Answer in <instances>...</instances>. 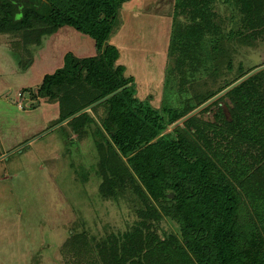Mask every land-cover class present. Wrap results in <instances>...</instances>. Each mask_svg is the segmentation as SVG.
<instances>
[{"label":"trees","instance_id":"16d2710c","mask_svg":"<svg viewBox=\"0 0 264 264\" xmlns=\"http://www.w3.org/2000/svg\"><path fill=\"white\" fill-rule=\"evenodd\" d=\"M128 1L0 0V30L13 32L24 28L30 37L28 43L40 44L44 35L55 33L63 26L73 27L94 41L96 55L78 57L67 52L63 64L46 74L37 86L39 96L55 98L58 91L63 93L58 96L60 122L126 86L91 108L99 114L98 108L103 106L105 113L100 121L108 136L104 132L102 136L98 134L99 124L89 111L66 122L74 132L90 133L97 141L99 157H104L98 164L103 178L99 191L104 199L120 201L131 183L134 192L146 201L139 211V224L119 232V236L113 235L110 240L95 241L96 246L107 250L105 256L113 264L130 261L144 264L139 248L145 246H138L136 239L144 237L148 242L159 237L151 225L158 216L156 207L148 202L154 199L175 226L176 233L167 235L166 240L175 242L176 264H264V209L256 213L258 227L254 225L252 232L245 229L239 212L241 204L246 203L242 190L250 199L260 194L264 201V93L253 83L264 69L223 95L233 103L231 118L224 119L225 131L234 136L232 139L236 137L248 145L238 161L239 167L229 176L213 158V153L219 157L216 149L220 148L198 123L196 115L185 121L194 123L195 131L187 132L180 126L167 130L169 125L246 74L216 90H196L182 108H174L165 100L155 106L152 94L138 95L135 76L127 74V66L119 62L120 48L111 42L112 35L123 24L120 11ZM210 1L175 0L167 73L180 76L181 89H186V74L194 76L204 67L213 76L218 74L217 63L214 60L207 64L208 58L222 60V43L234 35L240 38L252 27V22L264 15L263 1L233 0L241 18L239 28L227 32L212 6L205 5ZM185 13L190 15L192 23L180 24L175 20ZM219 101L218 98L214 102ZM211 125L219 131L217 122ZM252 147L257 153H250ZM110 151L128 157L130 168L119 164V168L112 170ZM252 156L255 157L251 159ZM118 161L123 160L115 162ZM131 168L144 183L143 188L134 181ZM125 170L130 181L124 178Z\"/></svg>","mask_w":264,"mask_h":264},{"label":"rangeland","instance_id":"374dc122","mask_svg":"<svg viewBox=\"0 0 264 264\" xmlns=\"http://www.w3.org/2000/svg\"><path fill=\"white\" fill-rule=\"evenodd\" d=\"M132 1V10L138 12L141 9L140 13L147 17L142 23L146 31L139 36L136 51H132L134 47H125L122 60L127 66V74L136 78L138 95L152 94L155 106L162 105L165 100L174 108H182L196 90L222 88L242 74L264 65L263 15L252 22V27L240 38L234 35L222 43V60L221 57L208 58L207 64L214 60L217 63L218 74L213 76L205 67L196 72L195 77L186 74V89H181L180 76L167 73L168 55L163 52L158 56L149 49L150 43L154 45L152 40L157 31L150 26L149 20L152 24H159L157 21L161 20L163 29L172 33L175 0H147L145 7L142 0ZM205 3L208 8L212 6L219 20H223L227 32L239 28L241 13L233 0ZM189 18L190 15L185 13L175 20L189 24L192 23ZM27 34L24 28L13 32L0 30V264H105V261L113 264L112 259L105 256L107 250H100L96 242L110 240L113 235L119 236V232L139 224V211L146 201L134 192L131 183L127 185L126 195L118 202L101 196L99 189L103 178L98 164L104 157H99L97 141L90 133L74 132L66 123L57 126L61 118L58 96L61 97L62 92L58 91L54 98L39 96L37 91L43 77L60 67L67 52L77 55L71 49L77 50L78 46L84 45L92 48L89 40L82 38L89 36L73 27L63 26L50 38L42 37L40 44H31ZM83 51L89 53V49ZM81 57H85L84 54ZM241 68L244 71L240 72ZM253 83L264 93V73ZM219 100L193 116L196 115L198 123L220 148L216 149L219 157L213 153V158L229 175L239 167L238 161L248 145L236 137L232 139L234 136L225 131L224 119L231 118L233 103L228 96ZM89 112L99 124L98 134L102 136L104 132L108 136L100 121L105 113L103 106L98 108L99 114L92 109ZM211 122L218 123L219 131ZM178 126L187 132L195 131L194 123L184 121L175 127L169 125L167 132ZM229 144L233 145L229 147ZM249 149L250 153H257L256 148ZM113 152L109 155L112 170L119 168V164L130 168L128 157ZM119 159L122 163L115 162ZM124 172L126 178L128 173ZM130 173L143 188L144 183L132 168ZM241 195L246 200L239 210L241 222H245V229L252 232L254 225L258 227L256 213L264 209V201L259 198L260 194L250 199L242 190ZM169 196L172 197V193ZM148 202L157 209L158 216L151 225L160 238L148 242L144 237L137 238L138 246H145L139 248V255L142 259L144 256V264H166V261L176 264L175 242L166 240L167 235L176 233L175 226L165 216L159 202L154 199ZM172 215L175 216L174 211ZM126 264H132V261Z\"/></svg>","mask_w":264,"mask_h":264},{"label":"crops","instance_id":"0c3cea01","mask_svg":"<svg viewBox=\"0 0 264 264\" xmlns=\"http://www.w3.org/2000/svg\"><path fill=\"white\" fill-rule=\"evenodd\" d=\"M142 1H143L142 5H144V7H145L147 0H142ZM128 2H126L128 4L124 5V7L121 9V12H120V14L122 15L121 17L123 18L122 19L123 24H122L119 32L116 33L114 40L111 41L112 43L116 44L120 48L121 57H120L119 61L123 64H125L122 60L123 56L126 53L125 47H128V48L134 47L132 49V51L137 50V48H138L137 43L139 41V36L141 34L143 35V33L146 31V28L144 25H142V23H143V21L145 22L147 20L146 15L140 13L141 9H138V12H135V10H132V2H133L132 0H130ZM160 21L161 20L157 21L159 24H155L154 23L155 21L153 22L154 24H152L149 20V23L151 24L150 26H152L153 28L154 27L157 28V31L155 33L156 38H154V40H152L153 42L155 41L154 45L150 43L149 49L153 50L155 52V54H157L158 56L163 52H164V54H167L168 48H169V43H170V37H171V33L168 32V29H166V30L163 29V26L160 25ZM153 25H155V26H153ZM55 33H58V31ZM55 33H52V34L54 35ZM52 34H47V35H44L43 37L48 36V38H50V35L52 36ZM82 38L88 39L89 40L88 41L89 47H92V48H88V46L86 47V45H84V46H78L77 50H75V48L71 49V50L75 51V53L77 54L76 56H80V57L83 54L85 57L96 55L97 51H96L94 41L90 37H89L90 39L84 38V37H82ZM164 39H165V41L162 42ZM163 43H164V46L162 47ZM83 49H89V53H86L87 51L85 52V51H83ZM60 64L62 65L63 61Z\"/></svg>","mask_w":264,"mask_h":264},{"label":"water","instance_id":"95a60500","mask_svg":"<svg viewBox=\"0 0 264 264\" xmlns=\"http://www.w3.org/2000/svg\"><path fill=\"white\" fill-rule=\"evenodd\" d=\"M264 69V65H261L255 69H253L252 71H250L249 73H247L246 75H244L243 77H241L240 79H238L237 81H235L233 84H231L230 86L226 87L224 90H222L221 92H219L218 94H216L215 96H213L212 98H210L209 100H207L206 102H204L203 104H201L200 106H198L197 108H195L193 111H191L190 113H188L187 115L183 116L181 119H179L177 122H175L174 124H172V127H175L179 124H181L182 122L186 121L188 118H190L191 116H193L194 114H196L197 112H199L200 110L204 109L205 107H207L208 105H210L212 102H214L215 100H217L218 98H220L221 96H223L224 94H226L227 92H229L230 90H232L233 88H235L236 86H238L239 84H241L242 82H244L245 80H247L248 78H250L251 76H253L255 73H257L260 70ZM126 86L116 90L115 92H112L111 94L105 96L104 98L98 100L97 102L89 105L88 107L82 109L81 111L75 113L74 115L70 116L69 118L65 119L64 121L60 122L59 125H62L68 121H70L71 119L77 117L78 115L91 110V108L95 105H97L98 103L106 100L107 98L111 97L112 95L116 94L117 92L121 91L123 88H125Z\"/></svg>","mask_w":264,"mask_h":264},{"label":"flooded vegetation","instance_id":"af4514ba","mask_svg":"<svg viewBox=\"0 0 264 264\" xmlns=\"http://www.w3.org/2000/svg\"><path fill=\"white\" fill-rule=\"evenodd\" d=\"M169 45H170V43H169ZM167 55H169V48H168V52H167Z\"/></svg>","mask_w":264,"mask_h":264}]
</instances>
